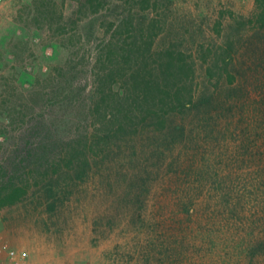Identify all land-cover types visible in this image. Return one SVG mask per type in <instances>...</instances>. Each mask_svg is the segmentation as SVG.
<instances>
[{
  "label": "trees",
  "instance_id": "trees-1",
  "mask_svg": "<svg viewBox=\"0 0 264 264\" xmlns=\"http://www.w3.org/2000/svg\"><path fill=\"white\" fill-rule=\"evenodd\" d=\"M13 21L38 37L10 41L18 64L34 47L56 56L27 90L14 74L0 75V114L8 118L0 208L44 195L55 213L96 175L117 178L124 217L138 236L145 230L146 262L212 256L225 230L237 240L247 220L239 201L225 182H213L215 192L201 200L207 167L184 166L174 154L211 136L213 121L230 108L264 105V0L247 20L222 12L213 38L185 23L173 0H31L20 2ZM166 187H177L174 203L149 211L147 199L154 190L167 198ZM256 247L263 256L264 237Z\"/></svg>",
  "mask_w": 264,
  "mask_h": 264
},
{
  "label": "rangeland",
  "instance_id": "rangeland-1",
  "mask_svg": "<svg viewBox=\"0 0 264 264\" xmlns=\"http://www.w3.org/2000/svg\"><path fill=\"white\" fill-rule=\"evenodd\" d=\"M30 1L0 0V75L14 74L25 90L31 88L40 70H46L49 59L56 56L54 48L42 50L33 46L34 56L24 65L16 62L9 47L12 39L38 41L34 33L24 31L13 21L20 2ZM173 2L185 23L202 32L204 37L213 38L217 37L216 24L222 12L232 11L247 20L254 13L256 0ZM74 8L75 5L69 3V17L73 16ZM230 24L226 13L225 26ZM249 29L243 31L245 38L252 34ZM257 100H260L258 96ZM248 104L242 109L230 108L221 119L214 120L210 126L211 136L196 137L180 151H175L176 160L180 158L184 166L194 164V168L198 166L201 170L207 167L209 173L203 181L201 200L215 192L213 182H225L228 197L239 201V216L247 219L237 240L232 236L233 230H225L218 237L219 248L214 255L188 257L190 260L184 264H264V255L256 252V244L264 237V105L256 110L257 101L251 100ZM6 116L0 114V140H5L1 129L8 124ZM6 142L12 144L11 140ZM109 179L102 181L100 176L92 175L80 182L73 196L55 213L49 211L44 195H32L14 208H0L3 242L9 248L27 251L28 264H157L146 262L141 256L145 230L138 236L135 227L129 225L123 215L127 207H119L117 203L118 187L114 182L117 178ZM118 182L121 185L122 181ZM164 189L167 198L162 191L158 197L154 190L147 199L149 211H157L168 202L174 203L173 192L177 187H172L173 192L168 187Z\"/></svg>",
  "mask_w": 264,
  "mask_h": 264
},
{
  "label": "built area",
  "instance_id": "built-area-1",
  "mask_svg": "<svg viewBox=\"0 0 264 264\" xmlns=\"http://www.w3.org/2000/svg\"><path fill=\"white\" fill-rule=\"evenodd\" d=\"M28 259L29 253L27 251L9 248L0 236V264H28Z\"/></svg>",
  "mask_w": 264,
  "mask_h": 264
}]
</instances>
